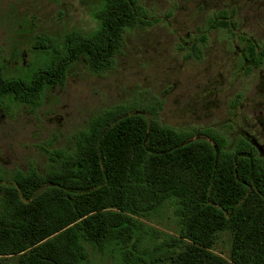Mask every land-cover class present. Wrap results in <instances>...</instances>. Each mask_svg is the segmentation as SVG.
<instances>
[{
  "label": "trees",
  "instance_id": "obj_1",
  "mask_svg": "<svg viewBox=\"0 0 264 264\" xmlns=\"http://www.w3.org/2000/svg\"><path fill=\"white\" fill-rule=\"evenodd\" d=\"M93 17L89 33L39 38L32 69L8 74L0 61V103L39 107L80 60L96 73L112 69L126 32L151 24L138 0H100ZM216 24L231 27L224 16ZM240 38L260 64L264 50ZM201 135L118 107L94 117L73 149L51 153L47 171L0 175V262L264 264V154L244 138ZM168 211L175 233L156 226ZM223 235L229 258L215 251Z\"/></svg>",
  "mask_w": 264,
  "mask_h": 264
},
{
  "label": "rangeland",
  "instance_id": "obj_2",
  "mask_svg": "<svg viewBox=\"0 0 264 264\" xmlns=\"http://www.w3.org/2000/svg\"><path fill=\"white\" fill-rule=\"evenodd\" d=\"M138 1L151 24L126 32L112 69L96 73L80 60L63 86L47 90L39 107L0 103V175L31 167L47 171L51 153L73 149L75 135L94 117L118 107L195 132L194 139L206 138L205 129L231 142L244 138L264 154V60H248V44L240 38L264 50V0ZM99 5L100 0H0V61L7 73L38 63L39 38L93 31ZM223 16L230 28L217 26ZM156 223L175 233L171 211ZM230 239L221 236L216 253L229 258ZM95 264L112 261L97 256Z\"/></svg>",
  "mask_w": 264,
  "mask_h": 264
}]
</instances>
